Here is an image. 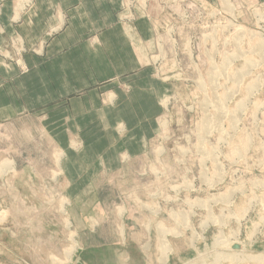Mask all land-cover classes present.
Returning a JSON list of instances; mask_svg holds the SVG:
<instances>
[{
	"label": "rangeland",
	"instance_id": "1",
	"mask_svg": "<svg viewBox=\"0 0 264 264\" xmlns=\"http://www.w3.org/2000/svg\"><path fill=\"white\" fill-rule=\"evenodd\" d=\"M45 1L0 0V264H264V0H120L113 76L69 94Z\"/></svg>",
	"mask_w": 264,
	"mask_h": 264
},
{
	"label": "crops",
	"instance_id": "2",
	"mask_svg": "<svg viewBox=\"0 0 264 264\" xmlns=\"http://www.w3.org/2000/svg\"><path fill=\"white\" fill-rule=\"evenodd\" d=\"M45 2H47V0ZM49 2V4L61 5V11L63 12L62 14L65 15L68 27H64L63 30H60L62 32L55 35L46 47V53L50 51L53 57L51 60H48L49 62L45 66H51L55 70L63 69L65 71V82H62V85H65V94L76 92L78 89L77 87L80 85L82 86V82L84 85L94 83L96 80L94 76L108 75V77H112L113 75L109 71L117 68V60H115L113 56H116L114 54L118 50H116L117 43L113 38L118 37L124 48L127 46L124 42L125 39L123 33H121L119 25L115 22L114 17L112 16V11L114 10L115 12L117 10L120 0H106L107 7H111V11L109 17H107V14L103 18L106 20V23H108V21L109 23H113V26H109L110 29H106V31L104 30L105 32L99 35V38L106 37L104 41L103 39L101 40L102 46L95 49H92L86 42L80 43V39L83 36L88 35L87 32L90 31V23H93V25L100 23V21L97 22L93 17H91L92 22L86 18V10L84 7L86 0H49ZM44 5L46 6L47 4L42 2L38 4V6ZM10 8L11 4L5 2L3 5V12L0 15V25L5 26L4 29L7 32L10 31V27L7 26L6 23L11 12ZM107 12L108 10H106V13ZM53 14L54 13L49 11L34 15L32 19L33 27H31L29 31H24V34L29 38L41 36L46 28L53 27L55 20ZM109 37L111 40H109ZM77 41H79V43H77ZM84 55L87 56L88 61L84 59ZM105 55L108 56L106 57ZM59 63L61 64V68L58 66ZM88 78H90V80L93 79V81L87 82ZM38 91L41 95L39 96L37 94V98L33 97L30 100L33 102V104L29 105L31 108L45 105L53 99L52 94L47 96L44 95L43 89L40 87H38ZM90 99L94 106H96L98 101L95 93H91ZM74 103L78 105L77 107L82 106L80 104V99H76ZM73 116L81 117L82 114L77 112L76 114H73Z\"/></svg>",
	"mask_w": 264,
	"mask_h": 264
},
{
	"label": "bare ground",
	"instance_id": "3",
	"mask_svg": "<svg viewBox=\"0 0 264 264\" xmlns=\"http://www.w3.org/2000/svg\"><path fill=\"white\" fill-rule=\"evenodd\" d=\"M241 75H243V74H241ZM234 83H235V82H234ZM258 89H259V88H258ZM253 90H254V89H253ZM256 91H257V90H255V92H256ZM251 94H253V92H252ZM250 97H251V95H250ZM246 98H247V97H246ZM246 105H247V104H246ZM240 109H241V108H240ZM205 110H206V109H205ZM242 110H244V109H242ZM242 110H238V113L240 114V111H242ZM238 113H236V114H238ZM236 114H235V115L233 114V116H235V118H236V119L238 120V122H239L240 117L237 118ZM218 115H219V114H218ZM220 116H221V115H219V117H220ZM220 118H221V117H220ZM237 120H236V121H237ZM209 121H211V120H209ZM209 121H208V122H209ZM211 122H212V121H211ZM231 122H233V121H231ZM209 123H210V122H209ZM236 123H237V122H235V124H234V122H233V124H234L235 126H236ZM204 128H205V126H203V130H204ZM206 128H208V127H206ZM205 131H207V129H206ZM205 131H204V133H205ZM69 236H70V235H69ZM74 242H75V241H74ZM74 242H73V243H74ZM221 242H222V241H221ZM73 248H74V246H73ZM73 248H72V250H74ZM163 248H164V247H163ZM163 248H162V249H163ZM70 253H72V252H70ZM70 253H69L68 255H71ZM66 256H67V255H66ZM71 256H72V255H71ZM67 257H68V256H67ZM67 257H66V258H67ZM68 259H69V261H70L71 257L69 256ZM165 259H166V257H165ZM243 259H244V258H243ZM164 262L166 263V260H164ZM164 262H163V263H164ZM165 263H164V264H165Z\"/></svg>",
	"mask_w": 264,
	"mask_h": 264
}]
</instances>
